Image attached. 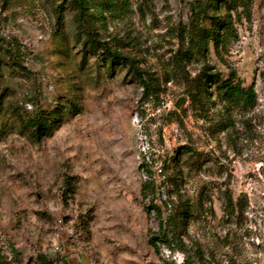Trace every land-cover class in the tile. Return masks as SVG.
I'll use <instances>...</instances> for the list:
<instances>
[{"label":"rangeland","instance_id":"obj_1","mask_svg":"<svg viewBox=\"0 0 264 264\" xmlns=\"http://www.w3.org/2000/svg\"><path fill=\"white\" fill-rule=\"evenodd\" d=\"M84 2L82 34L73 0H0L1 263L264 264V0ZM229 15L220 60L199 34ZM204 71L256 107L200 93Z\"/></svg>","mask_w":264,"mask_h":264},{"label":"trees","instance_id":"obj_2","mask_svg":"<svg viewBox=\"0 0 264 264\" xmlns=\"http://www.w3.org/2000/svg\"><path fill=\"white\" fill-rule=\"evenodd\" d=\"M224 3V6L228 9L229 12L231 11H238V9H243V11L248 10V2L249 0H222ZM73 3L75 4V8L77 12H79L78 15H76V22L78 23L80 32L83 34V31L86 30V25H84V13L87 10V7L85 5L84 0H73ZM119 4V0H103V8L106 11H110L111 9H115L117 5ZM228 20H224L221 23L219 20L216 19V21L213 22V28L212 29H204L199 35H201V40L206 45V40L208 38H211V42L213 44L214 53L217 58L220 60H223L222 52L224 49L223 44V29L228 24H231V15H229ZM61 15L58 16V23L61 24ZM214 20V18H211ZM218 26V29L215 27ZM86 28V29H85ZM83 47L85 50H88L96 53L100 52L101 57L105 61H109L116 64H122L126 65L128 64V58L125 57L122 54H119L116 51H112L110 47L104 42H101L97 40L91 33L86 32L84 34V40H83ZM191 51H188L187 54H190ZM190 58V55L188 57ZM132 68V67H131ZM131 74L134 76V78L140 82L144 83V73L138 69H132ZM235 74L232 73L227 79L218 81L217 77L212 74H207L205 71L199 75L197 82H199V92H205L206 87H210L212 84H218L217 85V91L221 94V98L223 103L231 108L232 110H236L238 112H248L253 110L256 107V91L254 86L244 87L240 83L235 82ZM194 94L190 93V98L194 100ZM202 105V104H201ZM34 127V136L36 139H40L48 130L49 125L47 124V121H42L41 118H37L34 120L33 123ZM147 190H148V184L144 183L142 185V195L147 198ZM159 212V210L157 209ZM184 212L181 213V216H184ZM158 219H160V224L162 225V219L159 216ZM154 248H156V243L151 242L150 243ZM0 264L1 263L0 261Z\"/></svg>","mask_w":264,"mask_h":264}]
</instances>
